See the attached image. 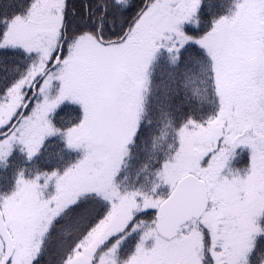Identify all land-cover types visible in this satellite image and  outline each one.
I'll return each instance as SVG.
<instances>
[{
	"label": "snow or ice",
	"instance_id": "snow-or-ice-1",
	"mask_svg": "<svg viewBox=\"0 0 264 264\" xmlns=\"http://www.w3.org/2000/svg\"><path fill=\"white\" fill-rule=\"evenodd\" d=\"M0 264H264V0H0Z\"/></svg>",
	"mask_w": 264,
	"mask_h": 264
}]
</instances>
